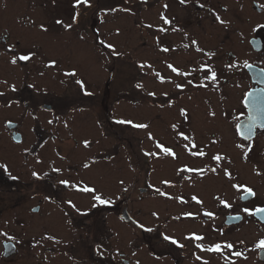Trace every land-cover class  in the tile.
Returning <instances> with one entry per match:
<instances>
[{
	"label": "flooded vegetation",
	"instance_id": "obj_1",
	"mask_svg": "<svg viewBox=\"0 0 264 264\" xmlns=\"http://www.w3.org/2000/svg\"><path fill=\"white\" fill-rule=\"evenodd\" d=\"M161 1L157 24H152V18L142 21L146 24L143 63L151 65L141 71V123L149 125L142 129V186L137 196L131 184V188H125L117 213L120 202L109 195L104 197L112 200L110 205L93 207L90 193L59 183L69 180L86 184L102 194L89 170L101 152L109 150L104 157L110 160L117 153V143H113L119 132L113 121L116 115L110 108L101 107L104 92L107 96L113 92L114 98L117 92L109 86L102 92L98 77L85 78L83 70V62L94 57L101 77L102 35L85 28L86 8H75L74 0H0V92L4 93L0 96V164L7 166V171L0 169V264H203L197 256L209 264H228L220 253L196 247L198 243L208 247L215 242L232 243L233 251L244 253L247 259L232 257L235 264H264V250L255 248V243L264 238V215L242 212L243 208L264 206V127L258 123L248 141L236 130L237 124L248 122L250 114L264 123V0ZM112 4L109 9L116 7ZM140 6L145 8L143 0H130L131 9ZM78 11L81 15L74 23ZM161 14L171 24H164ZM217 15L226 23H219ZM58 20L63 23H56ZM162 27L167 31L161 32ZM86 37H92L93 50L86 44ZM193 40L203 52L196 51ZM185 44L189 47H183ZM9 45L15 48L10 51ZM29 52L36 54L30 61L9 63L13 54ZM76 54L81 62L74 60ZM50 60L56 65L46 68ZM167 64L191 75L179 76ZM202 64L216 72L215 83L203 79L208 73L201 70ZM72 69L77 72L75 77L64 75ZM156 72L165 78L163 83ZM77 79L84 81L91 96L83 94L75 83ZM177 83L184 85L183 89H177ZM201 83L207 87H198ZM11 85L16 91H11ZM148 92L156 95L149 96ZM248 93L255 99L254 108L249 107L252 99L245 101ZM127 96L128 104L133 105V94ZM113 103H109L111 108ZM180 109L187 110V120ZM211 112H215L214 117ZM174 123L178 131L194 136L198 147L208 155L192 157L184 151V141L178 140L170 127ZM125 127L131 137L133 127ZM147 132L166 146H173L178 159L146 157L145 151L156 150ZM85 140L90 142L88 147ZM213 140L218 142L213 144ZM241 143L246 145L243 150L237 147ZM249 146L251 151L245 160L243 153ZM89 149L93 152L88 156ZM215 153L227 157L217 173H177L185 164L192 168L217 167L210 159ZM85 163L90 166L84 168ZM56 168L61 171L55 172ZM223 168L229 169L231 180L225 177ZM33 171L39 178L32 176ZM163 180L171 185L162 184ZM232 184L247 185L256 195L240 199L242 192ZM157 188L172 197L182 196L187 203L161 196ZM193 195L203 204L193 201ZM216 197L232 206L224 207ZM68 200L76 208L70 207ZM123 210L131 220L120 217ZM206 211L214 212V217L205 216ZM185 212L195 215L186 217ZM112 213L127 225L124 247L115 244L123 234L116 221L110 220ZM236 216L240 219L233 220ZM138 223L152 231L139 228ZM190 233L205 239H185ZM46 235L59 243L43 238ZM98 245L103 255L97 253ZM226 255H230L227 250Z\"/></svg>",
	"mask_w": 264,
	"mask_h": 264
},
{
	"label": "rangeland",
	"instance_id": "obj_2",
	"mask_svg": "<svg viewBox=\"0 0 264 264\" xmlns=\"http://www.w3.org/2000/svg\"><path fill=\"white\" fill-rule=\"evenodd\" d=\"M143 1L145 8L143 9L140 6L135 10L130 8V0H90L92 6L85 9V28L87 30H98L102 35V41L105 44H113L115 51L120 53L118 56L110 55L111 50L101 45V77L93 56L91 59H86L85 63L83 62L85 78L98 77L97 81H101V87H103L102 92L106 90L107 86L115 88L117 92V98H114L113 92L109 90L110 96L104 95V92L103 96L105 98L101 105L103 110L110 108L113 114L116 115L113 121L118 126L119 132L113 143H117V153L112 154L110 160L109 157H104L105 154L109 153V150L101 152L100 159L89 170L98 186L104 191L102 192L103 196L104 194L109 195L108 197H112L113 201L118 200L120 202L118 203L117 213L121 208L125 188L127 186L131 188V184L134 188V196H137L140 195V189L138 191V188L142 186V129L133 128L132 135L129 137V129L125 127L127 124H118L116 121L128 120V117L132 116L134 123L142 122V93L140 88L136 87L138 83L141 84L142 82V69L139 65L143 63L146 57L143 47L146 24L142 21L143 19L152 18V24H157L160 14V2H162L161 0ZM113 2L118 10L115 12L105 11L109 9L110 5H113ZM122 9H130V11H123ZM86 44L92 47L91 50L94 49L92 37H86ZM150 51L152 55L155 54V50L150 49ZM74 60L81 62V57L76 54ZM108 77L110 78L108 79ZM126 93L133 94V105L128 104V98L130 97ZM112 100L114 106L111 108L109 103ZM131 111L133 112L131 113ZM104 116L106 117L105 113ZM103 125L106 126V124ZM102 139H105L104 134ZM86 152L89 156L93 150L89 149ZM121 181H123L122 184ZM29 199L27 197L26 201ZM138 214L141 215V211ZM109 218L116 221L123 234L122 236L118 235L115 244L124 247L127 239L125 234L127 225L115 213H112Z\"/></svg>",
	"mask_w": 264,
	"mask_h": 264
},
{
	"label": "snow or ice",
	"instance_id": "obj_3",
	"mask_svg": "<svg viewBox=\"0 0 264 264\" xmlns=\"http://www.w3.org/2000/svg\"><path fill=\"white\" fill-rule=\"evenodd\" d=\"M186 2V0H180L181 4H184ZM75 8H80L81 6H84L85 8H90L92 5L90 3V0H74V5ZM165 8L167 7V5L164 6ZM118 9L116 8H112V9H107L105 11H111V12H115ZM123 11H130V9H122ZM81 13L78 11L76 12V14L73 16V22L77 23L79 20ZM161 19L163 21L164 24H171V21L164 16L163 14H161ZM215 19L221 23V24H225L226 22L224 20H222L219 15H217L215 17ZM56 23L58 24H62V21H56ZM66 28H71L72 25H65ZM149 28L152 27V25H148ZM40 28L42 30L46 29L44 28V25L41 24ZM161 32L167 31L166 28H160L159 29ZM178 29L173 28V31H176ZM101 45L106 47L107 49L111 50L110 51V55H120V53L115 51V47L113 44H105L104 41H100ZM191 45L196 46V51L198 52H203V49H200L197 45V41L193 40L191 41ZM183 47L188 48L189 45L185 44L183 45ZM9 50L11 51L12 49L15 48V45H9L8 46ZM163 52H168L169 49L168 48H162L161 49ZM36 54L34 52H29L28 54H13L9 60V63H11L12 65H16L18 63V61H30ZM246 66H247V62ZM56 65V61L55 60H50L45 67H54ZM139 67L141 69H144L145 67L151 68L150 64H145V63H141L139 65ZM167 67L173 72L176 73L179 76H187V75H191L190 72H183L180 69L174 67L172 64H167ZM229 67H232V65H229ZM201 70L207 71L208 75L203 77V79L205 81H210L215 83L217 81V74L216 72L213 70V68L210 65L207 64H202L201 65ZM41 75H43V73H41ZM65 76L68 77H75L77 75V72L75 69H72L71 71H67L64 73ZM156 78H158L160 80L161 83H163L165 81V78L163 76L160 75L159 72L155 73ZM4 83H7V81H4ZM75 83L80 87L81 91L83 92L84 95L87 96H91L92 93L87 92L86 91V86L84 84L83 80H75ZM189 83L191 84L192 82L189 81ZM198 87H207V84L201 83L199 85H197ZM137 88H143L142 84H137L136 85ZM175 87L177 89H183L184 85L182 84H175ZM11 91H16L15 85H11L10 86ZM4 95L3 92H0V96ZM147 95L149 96H155V92H148ZM163 95L167 96L168 93H163ZM249 99H252V103L249 105V107H255V99L252 98V93H248L247 96L245 97V101L247 102ZM172 102L169 101L168 102V106H171ZM9 106H11V104H9ZM164 105H161V107H163ZM180 115L187 120L188 118V114H187V110L186 109H180ZM211 116H215V112H211L210 113ZM9 124H11V121H8ZM49 123H52V121L50 120ZM116 123L118 124H127L132 126L133 128L136 129H148L149 125L146 123H134L132 120H118L116 121ZM259 123L260 127H264V123H260L259 122V117L257 115H249L248 117V122L244 123V124H237L236 125V130L238 135H240L243 140L248 141L251 140L252 138V131L253 128L257 126V124ZM171 129L173 130V132L175 133L176 137L178 138V140H183L184 143L181 145V147L184 149V151H186L190 156L192 157H206L208 155V153L204 150L203 147H198V145L195 142V138L192 135L186 134L185 132L182 131H178V125L177 124H172L170 125ZM147 138L149 140H151L154 144L155 147V151H145L144 155L146 157H153V158H159V157H168L171 158L173 160H177L178 159V154L177 152L174 150L173 146H166L164 143L160 142L154 135L152 132H147L146 133ZM218 141H211V143H217ZM90 144L89 141L85 140L84 141V146L88 147ZM238 148L240 149H245L246 145L244 143L238 144L237 145ZM195 149V150H194ZM251 151V147L249 146L247 148L246 151H244L243 153V157L246 160L248 153ZM210 159L214 162H216L217 167H207V168H192L189 167L187 164L183 165L182 167L177 169V173H185V172H195L196 174L203 176L208 172L211 173H217V169L220 166V163L222 161H224L225 159H227L226 156L221 155L220 153H215L213 154ZM90 165L88 163H85L83 165L84 168H88ZM0 169H3L5 171H7V166L0 164ZM55 172H60L61 169L56 168L53 169ZM221 171H223L225 177H227L229 180L232 179V174L229 171V169L227 168H223L221 169ZM257 175H259L260 173L257 172ZM32 176L39 178V173H37L36 171L32 172ZM12 179H17V177H11ZM60 184L64 185L65 187H72L73 189L82 192V193H90L92 195V199L93 201H95V203L93 204V207H96L97 205H110L112 203L111 199H106L103 194L97 192V189L95 187H90L86 184H72L70 183L69 180H60L59 181ZM123 183V181H121V184ZM162 184L165 185H171V182L168 180H163L161 181ZM231 187L233 189H235L238 192H242V195L240 197V199H247L248 197H254L256 195L255 191L251 188L248 187L247 185H241V184H232ZM156 192L161 195V196H167L169 199H177L180 203H187V201L184 200V198L182 196L179 197H172L169 196L168 193H165L163 191H161L159 188L156 189ZM45 199H50V197H45ZM191 199L193 201H195L197 204H203V201L200 200L197 196L193 195L191 197ZM216 199L219 201L220 204H222L224 207H228L230 208L232 205L227 201V200H222L220 199V197H216ZM67 204L72 207V208H76V205L71 201L68 200ZM77 211H79V209H76ZM242 212L247 213L249 216H261L264 215V206H257L254 209H250V208H243ZM153 215H157L156 213H153ZM184 216L186 217H192L195 214L192 212H185L183 213ZM204 215L207 217H214L215 213L211 212V211H206L204 212ZM175 219L179 220L180 217H175ZM233 220L235 219H240L239 216L236 217H232ZM137 226L141 229H145V225L138 223ZM146 231H152V229H145ZM45 239H50V240H54L57 243H59L58 240H56L55 237L50 236V235H46L45 237H43ZM165 240H170L173 244H177L178 241H176L173 237L170 236H164ZM185 239H191L193 241H203L205 238L202 235H198L196 233H190L189 235L185 236ZM241 243H243V241H241ZM180 247H184L183 245H180ZM197 248H199L201 251H206V252H215V253H220L221 255L224 256L225 260L228 262V264H235V261L232 259V257H237V258H244L247 259L246 256H244L243 252L240 251H233L234 249V245L232 243L229 242H215L210 244L208 247H204L203 243H198L196 245ZM255 248L257 249H261L264 250V238L259 239V241H257L255 243ZM101 246H97V253L99 255H103V251L100 250ZM226 250L227 252L230 253V255H226ZM133 255H135V253H133ZM197 260H202L203 264H209L208 261L203 260V258L201 256H197L196 257ZM135 264H139V261H136Z\"/></svg>",
	"mask_w": 264,
	"mask_h": 264
},
{
	"label": "water",
	"instance_id": "obj_4",
	"mask_svg": "<svg viewBox=\"0 0 264 264\" xmlns=\"http://www.w3.org/2000/svg\"><path fill=\"white\" fill-rule=\"evenodd\" d=\"M120 216H121L123 219H125V220H131L130 215H129L126 211H124V210H123V212L120 214Z\"/></svg>",
	"mask_w": 264,
	"mask_h": 264
}]
</instances>
